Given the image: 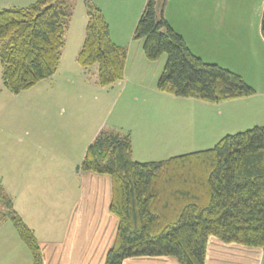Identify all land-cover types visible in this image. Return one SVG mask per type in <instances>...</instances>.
Segmentation results:
<instances>
[{"label":"trees","instance_id":"trees-1","mask_svg":"<svg viewBox=\"0 0 264 264\" xmlns=\"http://www.w3.org/2000/svg\"><path fill=\"white\" fill-rule=\"evenodd\" d=\"M84 38L76 54L82 67L96 65L97 82L123 78L126 47L115 43L109 25L91 0H84ZM70 0H35L0 8V63L4 87L27 89L57 69L69 21ZM264 38V9L261 16ZM146 59L166 55L156 87L181 97L218 102L255 92L241 74L195 55L147 0L133 30ZM77 169L106 174L109 210L117 218L112 244L101 264L129 257H174L179 264H204L208 242L264 248V125L225 134L211 147L160 160L132 157L128 133L101 129L87 145ZM8 220L43 264L33 230L0 188V223Z\"/></svg>","mask_w":264,"mask_h":264},{"label":"crops","instance_id":"crops-1","mask_svg":"<svg viewBox=\"0 0 264 264\" xmlns=\"http://www.w3.org/2000/svg\"><path fill=\"white\" fill-rule=\"evenodd\" d=\"M33 1L35 0H0V8L26 6ZM91 1L101 9L109 25L111 39L126 47L123 78L109 86H104V88H112L121 82H129V76L132 77L131 80L136 81L138 73H132L135 70L134 62L139 68L151 65L144 55L142 40L133 38V29L147 0H138L139 2L136 3L132 13L133 21L108 20L107 12L109 9L105 8L102 0ZM156 2L158 7L162 5L165 19L175 31L181 34L186 45L195 55L206 62L217 63L243 75L244 79L252 83L255 89L253 94L247 96L208 102L194 97H181L162 92L155 85L158 95L163 93L170 99H179L190 104L191 115H188L189 117L183 123L184 127L189 132H204L202 142L208 144L204 145V148H207L214 145L225 134L242 131L255 125H264V38L260 27L264 0H156ZM75 5L85 8L84 0H76ZM85 17L87 18L86 14ZM112 22L120 26L115 35H113L110 26ZM91 67L94 66L83 68L87 72ZM1 70L0 63V82L2 83ZM246 74H249L250 77ZM137 84L139 85V82ZM2 87L6 89L2 83L0 91L3 90ZM142 88L146 89L145 87ZM128 110V102L121 101L116 109H111L112 112L114 111L113 117L119 125L111 123L112 118L103 119L98 124L102 126L101 129L127 132L131 138L132 157L134 158L131 132H140L143 127L141 125L142 119H140V124L131 123L133 128L121 123V118L129 114ZM139 117L143 118L142 109L138 114ZM98 132L81 134L78 137L81 147L82 140L86 143L83 144L85 146L84 152ZM37 148L34 147V149ZM41 149H43L41 146L37 151L31 149L26 171L22 175L11 172L13 176L10 177L9 188L2 186L1 182L0 188L10 197L13 208L33 230L43 264H101L107 249L113 242L117 224L116 216L109 210L111 181L108 175L83 171L77 169L80 163L75 165L74 170H72L77 186L75 196L71 207L67 210V224H63L58 229L54 225L35 229L26 219L25 213L21 211L22 209L19 207L21 201L13 200L9 195L6 188L10 191L12 184L19 183L25 187V180L38 184L40 181L39 174H48L46 157L48 152L44 153L45 156L39 152ZM39 162L40 166H36ZM60 164L52 165L57 169ZM62 166L64 167V165ZM31 167L32 170L29 171ZM33 169L35 170L33 171ZM32 190L33 188H31ZM52 207L53 214L56 211V214L59 215L57 203ZM43 214L46 215L47 211H44ZM64 216L65 212L61 217ZM6 221L8 220L4 222ZM38 230L39 232L44 230L47 235H53L55 231L57 235L45 236L42 232L41 235H38ZM263 251L264 248L225 244L217 238L211 237L204 264H260ZM130 258L134 259L129 261V264H166L167 262L177 264L171 257ZM126 259H124L123 264H127L125 263ZM0 264H32L30 252L19 239L11 223L0 224Z\"/></svg>","mask_w":264,"mask_h":264},{"label":"rangeland","instance_id":"rangeland-1","mask_svg":"<svg viewBox=\"0 0 264 264\" xmlns=\"http://www.w3.org/2000/svg\"><path fill=\"white\" fill-rule=\"evenodd\" d=\"M102 2L105 8L109 9L108 20L133 21L132 13L139 1ZM75 3L76 0H70L71 15L64 37L65 45L61 50L60 66L58 65L56 71L19 93H11L3 87L0 91L2 186L9 188L10 177L13 176L11 172L22 175L26 171L31 149L37 151L41 146L43 149L40 153L48 152L49 157L44 154L47 157L48 174H39L38 184L25 180V187L19 183L12 184L10 191L4 187L13 200L21 201L19 207L35 229L44 228L46 225H54L58 229L67 224V210L71 207L77 187L72 170L81 162L85 147L83 144H86L82 140V148L78 137L81 134L98 132L102 127L98 123L103 119L112 118L110 122L119 125L111 109H116L121 101L129 104V114L121 118V123L133 128L131 123L140 124L142 119L143 129L140 132H131L135 160H160L208 145L202 142L204 132H189L184 127L183 123L188 115H191L190 104L179 99H170L163 93L158 95L156 91L155 85L166 59L165 54L150 61L149 67L139 68L134 62L135 70L132 73H138L137 80L133 81L129 76V82H121L112 88H104L98 84L96 65L89 71H84L85 69L76 62V54L84 36L86 11ZM110 26L115 35L120 26L113 22ZM246 75L250 77L249 74ZM242 77L244 78L243 75ZM1 86L0 82V89ZM141 109L143 118H138ZM51 163L61 164L56 169ZM36 166H40V162ZM31 170L32 167L29 171ZM56 203L59 215L56 211L53 214L52 206ZM44 211H47L46 215L43 214ZM64 212L65 216L61 217ZM4 223L10 222L2 221L0 224ZM41 232L47 235L44 230H38V235H41ZM49 235L55 236L57 233L54 231L53 235L47 236ZM133 259L127 258L125 263L129 264ZM171 259L179 264L174 257ZM260 264H264V251Z\"/></svg>","mask_w":264,"mask_h":264}]
</instances>
